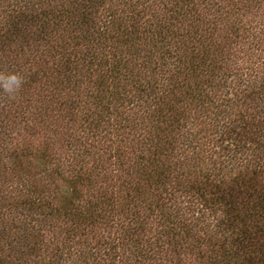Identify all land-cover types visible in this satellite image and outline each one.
Here are the masks:
<instances>
[{
    "label": "trees",
    "instance_id": "1",
    "mask_svg": "<svg viewBox=\"0 0 264 264\" xmlns=\"http://www.w3.org/2000/svg\"><path fill=\"white\" fill-rule=\"evenodd\" d=\"M0 264H264V0H0Z\"/></svg>",
    "mask_w": 264,
    "mask_h": 264
},
{
    "label": "clouds",
    "instance_id": "2",
    "mask_svg": "<svg viewBox=\"0 0 264 264\" xmlns=\"http://www.w3.org/2000/svg\"><path fill=\"white\" fill-rule=\"evenodd\" d=\"M13 79H15V77H13Z\"/></svg>",
    "mask_w": 264,
    "mask_h": 264
}]
</instances>
